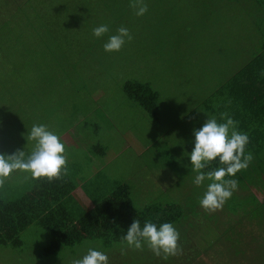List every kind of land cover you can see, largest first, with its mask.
Here are the masks:
<instances>
[{"label":"rangeland","instance_id":"obj_1","mask_svg":"<svg viewBox=\"0 0 264 264\" xmlns=\"http://www.w3.org/2000/svg\"><path fill=\"white\" fill-rule=\"evenodd\" d=\"M15 1L0 0V153L30 152L33 142L28 140L27 130L34 123H43L50 131L60 134L66 161H69V153H80L74 162L79 161L82 167L79 177L87 179L92 171L89 157L93 165L110 157L94 153L92 147L99 144L107 152L113 150L114 153L119 149L110 139L106 147V131H94L89 124L97 120L101 126L112 125L119 133L132 126L135 130L142 126L151 130L148 118L141 111H135L136 107L121 95L117 86L128 80L150 83L160 94V121L154 128L164 138L154 143L149 140V134L142 131L151 149L147 155L135 157L128 150L106 165L102 172L132 185L133 198L139 207L176 203L182 206L185 217L181 224L173 225L179 233L180 251L169 256L167 261L154 256L146 246L140 249L123 246L124 254L121 255V243L105 248L100 240H86L62 248L56 256L42 258L40 253L48 246L49 239L41 226L33 224L22 232L21 248L0 247V264H71L73 258L82 256L89 247L105 252L108 264H246L247 257L252 260L251 264H261V260L264 261V222L247 221L244 232L241 231L243 227L238 231L244 239L250 233L259 235L256 242L236 240L237 234L226 230L233 224L222 210L226 204L234 205L235 198L230 197L216 211L206 212L199 206L198 199L208 181L196 186L192 182L194 171L185 178L177 177L167 164L175 143L179 142L181 149L187 147L182 137L193 138L192 130L198 129L207 117H212L205 114L202 105L205 98L197 96L203 88H208L211 80L220 82L231 76V70L240 66L236 63L237 56L248 51L243 49L242 52L244 44L224 42L223 53L214 54L216 48L209 49L211 44L205 43L201 27L190 25L193 17L201 13L199 2L202 0H142L147 4L142 16H136L135 9L130 6L135 0H108V7L96 0V7L86 10L74 7L79 1L65 6V0H29L37 4L38 15L34 10L16 5ZM25 6L32 8L28 4ZM226 10L230 7H222L219 11ZM41 13L43 19L37 18ZM100 24L108 25L109 32L96 38L92 29ZM42 25L41 32L46 33L44 42L36 40L33 28ZM122 26L128 29L131 39L126 40L119 51L105 52L102 45L108 35L115 34ZM221 55L234 57L232 62L236 64L225 65ZM106 91L109 93L105 94ZM72 107L76 112L68 118ZM85 109L93 112L85 120L87 126L71 127L72 122L83 120L78 111L83 114ZM47 110L54 114L50 119L44 117ZM185 115L193 116L187 122H180ZM174 138L178 141H173ZM71 139L74 140L72 145L68 142ZM137 152L139 155L140 148ZM145 165L147 167L141 170ZM183 168L187 172V168ZM34 181L25 172H12L0 183V197L7 201L17 200L32 188ZM250 190L264 201V193ZM239 192L236 189L232 196H239ZM81 197L90 205L86 197ZM260 209L264 211V207ZM213 214L220 218L219 222L215 217L211 221ZM193 223L196 226L190 233ZM245 243L250 246L245 259L237 258L241 251L236 249H242Z\"/></svg>","mask_w":264,"mask_h":264},{"label":"trees","instance_id":"obj_2","mask_svg":"<svg viewBox=\"0 0 264 264\" xmlns=\"http://www.w3.org/2000/svg\"><path fill=\"white\" fill-rule=\"evenodd\" d=\"M76 1L79 2L74 7H78L80 10L96 7V0H65L64 4L66 6ZM98 1L101 4H105L106 7L109 6L108 0ZM15 3L22 8L26 7V9H29L28 11L34 10L37 15L40 12L35 10L37 4L31 2V5L29 0H17ZM26 4L32 6V8L25 6ZM199 4L202 6L203 11L199 10L201 13L193 17L190 25L192 27H201L207 40L205 43L211 44V48L209 46V49L213 50L216 48L215 50H217V48H220V50H225L224 42L229 44L237 41L242 45L244 44L242 52L243 49H248L249 51L248 54V51L244 50L243 56L251 59L249 62L241 63L242 69H239V74L233 76L227 85L228 89H230V94H232L231 91L234 87L243 85L241 89H243L246 99L239 102L230 99V102L224 106L227 109L224 108V112L227 113L228 110L232 111L235 105L237 107L252 105L253 100L257 98L261 99L259 101H264V0L254 2L255 8L253 13L237 16H232L229 10L221 13L219 10H211L208 7L209 4L214 5L216 9L221 4L222 7H230V3L227 0H202ZM217 4L219 5L217 6ZM29 14L28 12L27 15L29 16ZM37 18L43 19V13ZM28 20L30 21L29 18ZM43 26L33 27L36 30V40H41L40 42H44L46 39V33L41 32ZM195 41L197 43H204L203 40ZM248 74L249 76L247 77ZM245 77H247L248 83L243 82V78ZM117 86L121 95L136 107L135 111H141L153 125L159 123L160 94L155 91L150 83L139 80H128ZM247 94H253L255 98H248ZM224 95H226L224 99L227 100L229 93L222 96ZM211 106V103L207 105L209 112ZM57 107L59 108V106ZM243 110L247 111L246 108H243ZM46 112L48 113L46 114ZM46 112L44 114L45 118L50 119L54 115L48 110ZM74 112L76 111L72 107V110L67 113V117H71ZM82 112L87 117L93 114L92 111L87 109ZM206 113L208 112L206 111ZM238 114L241 113L239 112ZM210 115L212 116V114ZM192 116H189L186 122ZM83 125L87 126L85 122ZM89 125L90 129L100 131L101 133L112 128L111 124H109L111 126L107 124L105 126L99 125L97 120H94ZM239 131L245 133V129ZM247 132L248 142L245 145L244 151L245 153H251L252 160L247 168L238 171L232 177L237 180V190L240 191L238 193L239 196H231V198H235L236 202L231 206H228V204L224 205L225 208H222V210L223 214L228 218L229 223L233 224L231 229L227 228L226 230L233 234L236 233L238 236L236 240L253 241L254 243L258 240L259 235L255 236L253 233H250L248 238L251 239H244L240 234L241 232L238 231L242 227L241 231H243L246 225L248 226V222L254 221L257 224L264 222V218H262L264 217V211L260 209L264 207V201H259L256 195L251 190L249 191V188H253L257 192L264 193V128L248 130ZM253 134L255 135L252 136ZM191 141L188 142L186 154L184 153L181 159L175 155V151H181V146L179 145L174 146L172 154L168 155L169 160L167 164L172 167V170L177 171V177L179 175L185 178L186 174L193 175L189 167H186L187 172L183 168V166L189 163L187 152L191 151ZM92 149L95 151L94 153L104 152L98 146ZM217 166L220 165H217L214 160L205 169L200 171L206 172ZM81 172L82 168L78 165L66 161V171L62 172L58 178H54L51 181L36 179L32 188L17 200L7 201L0 197V247L21 248L23 245L21 240L22 232L33 224H38L49 239L48 246L41 251L40 256L48 258L58 255L62 248H70L86 240H100L105 248L110 247L113 243H121V236L135 218L140 220L142 226L145 220L156 224L170 222L173 225H177L181 224L185 217L182 206L176 203H155L139 207L133 198L134 187L127 184V181L110 179L112 176L109 177L105 173L104 175H94L87 178L89 180L87 181L88 185L85 187V190L89 197L91 191V200L93 202V206L88 208L73 196L76 179L81 178L84 180L83 176L79 177ZM189 181L191 182V180ZM242 190L245 192L243 193ZM212 216L211 221L215 217L217 222H219L220 219L215 214ZM195 226V223H193L189 228L190 233L193 232ZM240 235L241 238L239 239ZM244 245L242 249H236L241 251L240 255L236 256L237 258L245 259L246 250L250 246L248 243ZM246 261V264H251L252 262L248 257ZM261 264H264V261L261 260Z\"/></svg>","mask_w":264,"mask_h":264},{"label":"clouds","instance_id":"obj_3","mask_svg":"<svg viewBox=\"0 0 264 264\" xmlns=\"http://www.w3.org/2000/svg\"><path fill=\"white\" fill-rule=\"evenodd\" d=\"M135 9L136 16H142L147 11V4L142 0H135L130 4ZM109 32L106 24H100L92 29V35L102 37ZM131 35L126 27H119L115 34L108 35L102 45L105 52L119 51ZM221 121L215 117H207L198 129L192 130V148L187 152L188 165L196 174L193 184L200 186L207 180L205 191L199 197V206L206 212L220 209L237 189L238 183L235 173L247 168L252 160L251 153H245L248 142L246 133L237 130L236 122L221 114ZM27 138L33 142L30 152L17 150L12 154L0 153V183L12 172L27 173L32 179H46L51 181L66 171L65 146L59 136L50 131L43 123L33 124L27 130ZM216 161L217 166L209 171L205 169L210 162ZM229 177V178H225ZM179 233L172 223L159 224L145 220L141 226L140 220L133 219L127 230L121 236V255L123 246L129 249L147 247L154 256L167 261L169 256L176 255ZM71 264H108L105 252L89 247L79 258H73Z\"/></svg>","mask_w":264,"mask_h":264},{"label":"crops","instance_id":"obj_4","mask_svg":"<svg viewBox=\"0 0 264 264\" xmlns=\"http://www.w3.org/2000/svg\"><path fill=\"white\" fill-rule=\"evenodd\" d=\"M220 1H223V0H220ZM255 1H258V0H227V2L230 3V5H229L230 6V10H229L230 14L232 16H237V15H245L247 13H253L254 8H255V4H254ZM218 5L219 4H217V6ZM208 7H209V9L213 10L212 8H214V5L209 4ZM221 8H222V4L220 5L219 8H217V10H220ZM223 52H224L223 49L220 50V48H217V50H215L214 54L223 53ZM221 56H222V59H223V62L225 65L236 64V63H237V65H241V63L249 62L251 60L249 58H245L244 56H237V58H238L237 62L233 63L232 59L234 57H228V56H224V55H221ZM240 57H243V58L240 59ZM239 69H242L241 66L233 68L231 70V73H232L231 76L224 77L220 82L218 80H214V79L211 80L210 83L208 84V88L207 89L203 88L197 97L205 98L204 102L202 103V105L205 109L204 110L205 114H207V115L212 114V117L215 116V118L217 119L218 122H222L221 121V114H226L227 116H231V118L236 122L237 130L239 131L241 129H245V133L248 134V132H247L248 130H256V129L264 128V101H259L261 99H258V98L255 100L254 99L255 95L247 94L249 96L248 98L254 99L252 105H248L245 107L244 106L237 107L235 105V106H233L232 111L228 110L227 113L224 112V108H225L224 106L228 102H230L229 101L230 99L237 100V102L246 99L245 93L243 92V89H241V88H243V85H240L239 87H237L238 86L237 85L236 87H234L231 91L232 94H230V89H228V86H227L228 83L230 82V80L232 79V77L239 74L238 73V72H240ZM248 76H249V74L247 75V77ZM247 77L243 78V82L248 83ZM97 93L99 94V93H101V91H98ZM108 93H109V91L105 92V94H108ZM228 93H229V97L227 98V100H225L224 98L226 97V95H224V96H222V95L228 94ZM119 99H121V98H119ZM210 103L212 104L211 108L209 109L211 113L207 110V105H209ZM196 107L194 108V110L196 109ZM243 108H246L247 111H244ZM240 110H243L245 113L243 111H240ZM206 111L210 114L206 113ZM239 112L241 114H238ZM78 116H79V118L81 116L83 120L80 119V121H78V122H72L73 124H71L72 125L71 127H78V125H83L85 120L88 118L85 114H81L80 112H78ZM187 118H188V115H185L182 119H180V122L186 121ZM75 119H78V117H76ZM201 121H202V118H201ZM134 125H135V127H138V124H134ZM150 126H151V130L150 129H144V126H142L139 130H135L134 126H132L131 128L121 130L120 133L118 131H114V127L107 130L105 132V134H106V136H108V138H107L108 142L104 141L105 146L106 147L109 146V139H110L111 143H116L119 146V149H117V151H115V153L113 152V150H109V152H107L108 150L103 149L98 144L97 146L101 147V149L104 151V152H101L98 154H101L102 156L108 154V155H110V157L107 156L105 160H101V161L97 162L95 165H93V159L89 157L88 165L92 168V171L90 172L89 176L92 177L94 175H104V173L102 172V169L106 165L112 164L119 157L125 155L128 152V150L132 151L134 153L135 157L139 156L142 158V156L144 154H146L147 151H149V149H150V147H149L150 145L147 141V138L142 135V131H145L147 134H149V140L151 139L154 143H159L161 141V139L164 138V135L159 133L156 130L157 128L156 129L154 128L155 125L152 124ZM146 130H148V131H146ZM138 132L141 134L140 137H139ZM240 132H243V131H240ZM254 135L255 134H253L252 136H254ZM175 137H178V135ZM184 137H182V139H184V142L187 145L188 142L190 140H192V138H190V140H189V138L188 139L186 138V135ZM117 140L119 142H117ZM173 141H178V140H176L174 138ZM68 142L72 145L74 140L71 139V141H68ZM177 145L182 146L179 142H176L174 146H177ZM138 148H140V154L139 155L137 152ZM186 150H187V147H185L184 149H181L180 152L175 151V155L177 156V158L181 159L184 156V153L186 154ZM119 153H121V154H119ZM181 154H183V155H181ZM79 156H80V153L79 154H75V153L70 154L69 153L70 158H69L68 162L72 163L74 165H78L80 168H82L79 165V161L76 163L74 162L76 160V158H79ZM146 167H147V165H145V167H142L141 169L146 168ZM173 172L177 176V174H178L177 171L173 170ZM105 174L109 177L111 176L107 172H105ZM110 179H112V178H110ZM88 180L89 179H84V180H82L80 178L76 179L75 189L73 191V196L76 200H78L79 202H81L83 204V203H85L81 197L83 195L84 197H86L89 200V202H91L90 205H88L86 203L84 205H86L88 208H91L93 206V202L91 200V191H90V197H89L86 194V190H85V187L88 185L87 184ZM80 192H81V196L79 195Z\"/></svg>","mask_w":264,"mask_h":264}]
</instances>
